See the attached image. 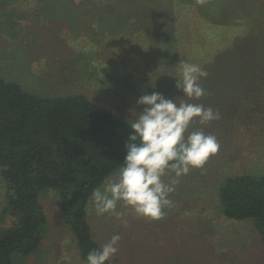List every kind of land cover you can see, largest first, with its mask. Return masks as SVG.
<instances>
[{
  "label": "rangeland",
  "instance_id": "rangeland-1",
  "mask_svg": "<svg viewBox=\"0 0 264 264\" xmlns=\"http://www.w3.org/2000/svg\"><path fill=\"white\" fill-rule=\"evenodd\" d=\"M156 1L173 7L170 25L155 26L153 36L148 30L137 32L144 50L135 44L121 54L137 68L136 76H132L121 73L119 64H113L116 56L106 53L112 48L108 41L93 42L100 47L89 44L95 37L91 26L97 20L93 16L90 21L85 15L75 17L60 12L56 0L31 1L27 11L21 6L28 2L0 0V77L17 81L26 90L44 96L84 93L129 120L135 118L136 111L143 110V106H137V100L145 93L159 92L168 99L183 96L176 88L180 68L171 67L170 63V54L180 46V39L184 42V37L192 43V47L187 41L182 49H177L184 53L180 56L184 61L203 68L204 52L203 62H210L209 50L214 51L216 46L198 43L193 36L190 40L193 28L221 35L243 34L250 25L246 30L252 32V40L258 37L264 47V0ZM195 8L207 13L216 24L191 14L185 17L188 11L194 13ZM98 23L103 29L99 18ZM53 29L59 31L54 39ZM84 43L97 48L98 54L97 49L74 48ZM97 57L105 62L106 69L96 68L93 60ZM210 57L216 64L218 59ZM246 58L264 61V55ZM235 78L221 72V76L209 74L201 81L206 95L191 102L220 111L222 118L203 128L217 137L220 148L202 170L193 169L180 179L171 196L174 207L166 210L164 219L149 222L121 205L117 211L123 213L125 225L114 215H96L90 198L88 220L95 239L103 246L114 234L122 237L119 252L111 259L115 264H264V248L254 221L227 218L218 200L219 188L227 177L264 173V85L258 77L247 78L249 81L239 78L242 84L233 82ZM245 82L251 83L250 88ZM117 171L108 178H114ZM40 201L48 216L46 237L31 256L16 255V264H87L64 219L60 191L44 189ZM7 202L0 168V214Z\"/></svg>",
  "mask_w": 264,
  "mask_h": 264
},
{
  "label": "trees",
  "instance_id": "trees-1",
  "mask_svg": "<svg viewBox=\"0 0 264 264\" xmlns=\"http://www.w3.org/2000/svg\"><path fill=\"white\" fill-rule=\"evenodd\" d=\"M20 1L28 2L21 6L27 11L30 2L35 0ZM56 1L60 12L66 11L75 17L77 14L85 15L90 21L93 16L97 20L91 26L95 37L90 39L89 44L100 47L94 43L108 41L112 48L106 53H114L116 56L113 64H119L121 73L132 76H136L137 68L126 60L127 57H121V54L135 44L144 50V43L137 32L148 30L153 36L158 26L168 27L173 8L159 4L156 0ZM166 3L169 2L166 0ZM195 10L194 13H185V17L191 14L199 19L202 17L208 23L212 22L207 13L197 8ZM182 24L184 26V22ZM193 30L190 40L193 36L198 43L216 46L214 51L209 50L210 62L207 64L203 62L205 56L202 53L201 62L206 71L211 70L209 74L221 76V72H224L237 77L233 82L240 84L239 78L249 81L247 78L258 77L261 86L264 85V61L259 59L256 62L246 58L264 55L261 41L258 37L252 40L251 31L221 35L209 29L207 32L205 29ZM58 34V30L51 31L53 39ZM181 40L180 46L170 54L171 67L174 68H180L179 63L184 61L180 57L184 53L177 49H182L189 41L184 37V42ZM89 44H78L74 48L82 51L97 49L91 48ZM188 45L192 47L191 41ZM96 51L98 54L99 50ZM148 52L144 57H147ZM210 56L218 59L216 64H213ZM97 58L93 60L96 68L106 69L108 66L105 62ZM108 62H111V58ZM224 80L225 83L229 82ZM250 84H247L249 88ZM168 90L172 91L173 88ZM127 121L117 116L109 106L94 102L84 93L44 96L26 90L17 81L0 77V168L8 196L7 205L0 214V264H16V255L31 256L45 239L48 216L40 196L47 188L60 191L64 219L83 259L86 261L90 251L102 247L93 235L87 206L93 189L101 186L124 160L125 144L132 133ZM218 200L227 218L254 221L264 248V173L227 177L219 188ZM108 264L115 263L110 260Z\"/></svg>",
  "mask_w": 264,
  "mask_h": 264
},
{
  "label": "clouds",
  "instance_id": "clouds-1",
  "mask_svg": "<svg viewBox=\"0 0 264 264\" xmlns=\"http://www.w3.org/2000/svg\"><path fill=\"white\" fill-rule=\"evenodd\" d=\"M179 65L176 88L182 97L168 99L152 92L137 100L143 110L127 121L132 133L125 144L124 160L115 177L106 178L91 193L96 215H114L126 225L123 213L117 211L122 205L149 222L164 219L166 210L174 207L171 196L180 179L193 169L202 170L218 152L217 137L203 128L220 120V111L191 102L206 95L201 81L209 73L195 63L181 61ZM196 124L201 127H194ZM121 239L114 234L101 248L90 251L87 264H108L119 252Z\"/></svg>",
  "mask_w": 264,
  "mask_h": 264
}]
</instances>
